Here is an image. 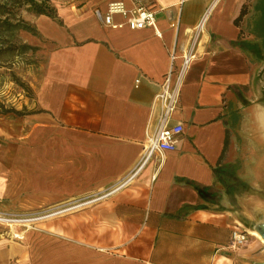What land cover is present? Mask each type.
Segmentation results:
<instances>
[{
	"label": "crops",
	"instance_id": "0c3cea01",
	"mask_svg": "<svg viewBox=\"0 0 264 264\" xmlns=\"http://www.w3.org/2000/svg\"><path fill=\"white\" fill-rule=\"evenodd\" d=\"M112 1L35 17L53 47L36 110L0 117V203L27 211L77 197V231L46 221L0 237V264H264L250 227L264 210V4L138 0L155 23L130 29L120 14L97 18ZM186 53L194 58L180 70ZM169 71L178 97L166 123L182 126L175 148L115 189L162 125ZM236 227L247 240L231 249Z\"/></svg>",
	"mask_w": 264,
	"mask_h": 264
},
{
	"label": "rangeland",
	"instance_id": "374dc122",
	"mask_svg": "<svg viewBox=\"0 0 264 264\" xmlns=\"http://www.w3.org/2000/svg\"><path fill=\"white\" fill-rule=\"evenodd\" d=\"M46 1L55 10L61 6H83L90 2ZM38 15L29 4L18 0H0V111L13 110L25 115L36 110L35 105L31 107L35 102V89L43 74L47 54L53 47L36 29L34 20ZM0 117L10 121L16 119L17 115L13 112L0 113ZM2 203L0 214L12 220L10 223L0 222V237L20 239L27 230L41 229L46 221L67 232L77 231V197H65L48 207L27 211L17 206L10 207L7 202ZM259 207H264V204ZM254 222L264 223V210H258ZM59 237L74 239L73 236ZM33 242H38V239Z\"/></svg>",
	"mask_w": 264,
	"mask_h": 264
},
{
	"label": "built area",
	"instance_id": "2783aa9c",
	"mask_svg": "<svg viewBox=\"0 0 264 264\" xmlns=\"http://www.w3.org/2000/svg\"><path fill=\"white\" fill-rule=\"evenodd\" d=\"M95 14L97 18L105 24H112L113 15L120 14L125 18V24L130 29H142L144 27L152 26L155 23V12L151 8L140 4L138 0L134 2V5L131 8H126L121 0L112 1L108 3L106 13L95 10ZM193 58V54L186 53L182 58L179 69L182 70L187 67ZM170 59L171 63H174V53H171ZM170 73L171 71H169V73L165 76L163 82L160 84L161 90L158 94V99L162 104V125L154 134H152L148 138L141 163L130 175H128L129 177L121 180L120 183L116 185L115 189L128 182L130 178L145 163V161H147L154 153H163L166 151H171L175 148L176 139L182 131V126L170 125L168 124V122L166 123V117L169 116L171 111L175 108L176 100L178 97V90L176 87L178 82L176 81V84H174V86H171L172 83L170 80ZM107 194H109V192ZM103 196L100 195L95 198H102ZM11 220L12 219L4 217L0 214V222L10 223ZM246 240V231L242 230L239 227L231 230L229 240V246L231 249H238L242 247L245 244Z\"/></svg>",
	"mask_w": 264,
	"mask_h": 264
},
{
	"label": "trees",
	"instance_id": "16d2710c",
	"mask_svg": "<svg viewBox=\"0 0 264 264\" xmlns=\"http://www.w3.org/2000/svg\"><path fill=\"white\" fill-rule=\"evenodd\" d=\"M18 2L29 4L30 8L36 13H38L39 15L49 16L51 18L57 17L56 10L53 9V7L49 6L48 3H46L47 2L46 0H18ZM261 4H264V0H261ZM263 11H264V8H263ZM9 112H13L17 116L24 115L23 113H20L19 111H13V110L0 111L1 114H6ZM245 224H247L246 221H245ZM250 227L253 228V224L250 225Z\"/></svg>",
	"mask_w": 264,
	"mask_h": 264
},
{
	"label": "water",
	"instance_id": "95a60500",
	"mask_svg": "<svg viewBox=\"0 0 264 264\" xmlns=\"http://www.w3.org/2000/svg\"><path fill=\"white\" fill-rule=\"evenodd\" d=\"M252 229L255 230L261 236V238L264 240V223L255 222L253 224Z\"/></svg>",
	"mask_w": 264,
	"mask_h": 264
},
{
	"label": "bare ground",
	"instance_id": "6f19581e",
	"mask_svg": "<svg viewBox=\"0 0 264 264\" xmlns=\"http://www.w3.org/2000/svg\"><path fill=\"white\" fill-rule=\"evenodd\" d=\"M93 201V200H92ZM89 202H91V201H89ZM81 205V204H80ZM251 233L253 234V235H255V236H257V237H260V235L256 232V231H251ZM261 238V237H260Z\"/></svg>",
	"mask_w": 264,
	"mask_h": 264
}]
</instances>
